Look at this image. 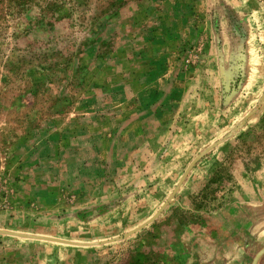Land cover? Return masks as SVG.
<instances>
[{
	"label": "rangeland",
	"instance_id": "obj_1",
	"mask_svg": "<svg viewBox=\"0 0 264 264\" xmlns=\"http://www.w3.org/2000/svg\"><path fill=\"white\" fill-rule=\"evenodd\" d=\"M0 264H264V0H0Z\"/></svg>",
	"mask_w": 264,
	"mask_h": 264
}]
</instances>
